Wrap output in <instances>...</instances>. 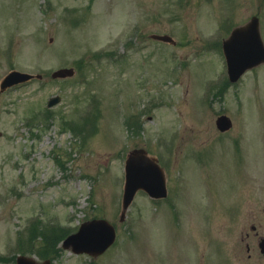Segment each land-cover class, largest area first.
Segmentation results:
<instances>
[{"label":"rangeland","instance_id":"1","mask_svg":"<svg viewBox=\"0 0 264 264\" xmlns=\"http://www.w3.org/2000/svg\"><path fill=\"white\" fill-rule=\"evenodd\" d=\"M252 15L264 40V0H0V80L41 74L0 92V264H15L33 217L22 254L52 264H264V63L232 84L214 47ZM59 67L76 73L52 78ZM55 94L50 122L29 127ZM90 102V127L74 131ZM137 147L163 161L169 199L139 192L121 222L124 159ZM93 217L117 229L103 254H74L60 239L40 248L47 224L71 232Z\"/></svg>","mask_w":264,"mask_h":264},{"label":"water","instance_id":"2","mask_svg":"<svg viewBox=\"0 0 264 264\" xmlns=\"http://www.w3.org/2000/svg\"><path fill=\"white\" fill-rule=\"evenodd\" d=\"M153 39L174 44L175 41L168 34H152ZM238 38L241 41H238ZM235 41V42H234ZM224 53L228 65L230 81H236L248 68L264 62V44L261 39L258 19L253 17L245 25L236 27L231 36L224 41ZM73 69H59L53 76L72 75ZM28 74L11 72L1 83V89L14 82L25 80ZM59 97L50 99L49 104L58 101ZM217 127L224 131L231 126V120L226 115L216 119ZM146 190L151 196L166 195L165 179L162 169L155 159L148 157L143 149L132 150L125 164V185L122 198L120 220L134 197L137 189ZM115 240L114 227L105 219H93L81 224L78 231L70 234L63 240V247L71 248L73 252H87L92 256L102 253ZM260 252L264 255V237L258 241ZM17 264H51L49 260L37 262L26 256H19Z\"/></svg>","mask_w":264,"mask_h":264},{"label":"trees","instance_id":"3","mask_svg":"<svg viewBox=\"0 0 264 264\" xmlns=\"http://www.w3.org/2000/svg\"><path fill=\"white\" fill-rule=\"evenodd\" d=\"M39 222L40 221H37L34 225H32V227H31L28 235L25 238H22L21 239L20 245H19V249L20 250H22L23 242H26L34 234V232L36 230V224H40ZM52 228H46V227H44V229L47 230L48 232L51 230L50 231V234L40 233L37 230V232L41 234V235H38V237L41 239L42 245H43V247H40V248H43L45 251L47 250V248H49L50 245L52 247L53 245L56 244V242L60 239V235H61L62 231H64V230L59 229L58 227H53L52 226ZM46 234L49 235V237H47ZM55 238H58V239L55 241V240H53ZM37 254L42 255V257H45L46 256L44 253H37Z\"/></svg>","mask_w":264,"mask_h":264}]
</instances>
